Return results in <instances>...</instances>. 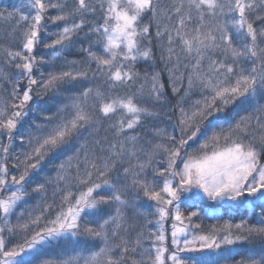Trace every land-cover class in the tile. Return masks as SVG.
<instances>
[{
    "label": "snow or ice",
    "instance_id": "1",
    "mask_svg": "<svg viewBox=\"0 0 264 264\" xmlns=\"http://www.w3.org/2000/svg\"><path fill=\"white\" fill-rule=\"evenodd\" d=\"M0 264H264V0L0 8Z\"/></svg>",
    "mask_w": 264,
    "mask_h": 264
},
{
    "label": "trees",
    "instance_id": "2",
    "mask_svg": "<svg viewBox=\"0 0 264 264\" xmlns=\"http://www.w3.org/2000/svg\"><path fill=\"white\" fill-rule=\"evenodd\" d=\"M22 0H0V8L2 7H7L10 5H16L19 6L21 4ZM224 218H228V216L225 214ZM233 218L238 221L240 216L236 213H233ZM210 222H214V221H210Z\"/></svg>",
    "mask_w": 264,
    "mask_h": 264
}]
</instances>
